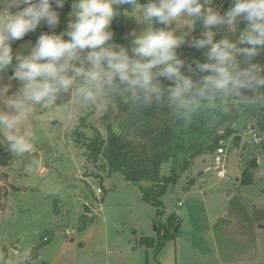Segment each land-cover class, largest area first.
I'll list each match as a JSON object with an SVG mask.
<instances>
[{
	"label": "clouds",
	"instance_id": "9594fccd",
	"mask_svg": "<svg viewBox=\"0 0 264 264\" xmlns=\"http://www.w3.org/2000/svg\"><path fill=\"white\" fill-rule=\"evenodd\" d=\"M65 3L0 0V81L11 68L9 79L19 84L11 94V85L0 86V135L14 153L32 147L30 122L55 113L67 122L77 119L76 108L105 114L126 104L136 113L167 109L188 123L228 113L232 101L264 90V64L253 62L264 54V0H233L223 14L213 0H74L65 31L41 33L26 53L13 51V42L42 22L54 29ZM121 15L143 26L128 34L130 47L112 42L111 25ZM185 44L204 49L205 59L181 58Z\"/></svg>",
	"mask_w": 264,
	"mask_h": 264
},
{
	"label": "rangeland",
	"instance_id": "374dc122",
	"mask_svg": "<svg viewBox=\"0 0 264 264\" xmlns=\"http://www.w3.org/2000/svg\"><path fill=\"white\" fill-rule=\"evenodd\" d=\"M68 1L65 16H62L65 4L63 8L58 9L60 23L54 29H50L43 22L39 27L47 26L50 32L57 34L65 31L74 0ZM226 4L230 6L232 0H213L211 7L223 14L227 10L224 8ZM123 7L128 8L127 5ZM64 19L66 20L63 21ZM122 23V45L130 47L131 38L128 34L132 30H142L143 26L138 25L134 18L123 15ZM61 25H64V28H61ZM13 44L14 52L25 53L34 45L24 39L14 41ZM25 45H28V48H25ZM11 75L10 68L7 73L2 74L3 79L0 81V86L11 85L9 94L19 87L17 81L9 79ZM231 104L239 107L236 122L231 126L230 134L222 139V143L219 141L217 146L213 143L215 135L225 134V125L221 120L224 113L222 111H217L211 116L200 114L190 122L174 127L173 131L177 137L174 143L186 152L191 151L190 154L193 155L188 158L191 161L187 165L188 161L180 157L183 150L177 148L174 150L176 160L170 161L174 164L170 168L171 171L168 166L162 165L161 173L170 175L174 169L176 179L167 185L161 196L163 212L158 216L155 206L139 198L138 201H142L143 205L140 207L138 202L133 200V193L126 187L128 184L133 186L134 183L125 180L118 172L108 174L101 166V161L94 164L85 158V146L75 140L73 132L81 131L86 137H91L94 135L92 127H95L102 137H106V129L99 119V112L86 116L84 125H81L79 120L88 111L79 108L75 109L77 119L73 121L64 122L61 120V113H55L43 123L30 122L34 133L32 144L43 150L42 162L44 160L48 165L43 166L41 171L23 172L21 164L15 162L5 169V177H1L4 170L0 171V264H25V257L36 245L39 249L31 264H136L135 253L127 250L129 242L133 239V229L137 227L135 222H141L143 217L148 216L147 210H151L153 214H150L149 219H153V224L156 217H159L160 223H166L168 214L178 205V201L185 205V200L191 197L187 193V187L191 184V181L186 180L188 171H204L205 166H212L214 149L221 144H224L223 147L227 150L223 159L226 174L217 177L201 173L206 179L202 187L207 193L203 198L209 210L219 209L221 204L213 201L214 193L228 186L224 194L227 196L230 191L236 194V189L241 188L238 186L235 191L233 189L236 177L248 166L250 159L257 161V167L252 170L253 182L243 185L244 188L240 191L243 192V197L250 201V205H239L231 200V203L238 206L235 205L233 212H227L223 221L228 220L229 226H233L231 230L234 232V239L230 241L234 245V257L243 258L241 256L251 254L254 251L252 240L244 241L245 235H241L247 228L238 230V227L240 229L241 223L249 221L248 217L264 219V130L257 126L258 117L264 119L262 90L249 101H232ZM251 111H254L255 115ZM53 121L60 124L55 125ZM254 138L258 140L255 141ZM3 140L0 135V143ZM134 185L138 187L137 184ZM96 187L101 188L100 193L96 191ZM80 195H85L86 202L92 204L94 216L93 222L82 229L79 226L83 221L86 223L90 219V210L83 206V213L80 214ZM226 205L228 206V203ZM135 208L139 212H136ZM249 213L252 216H249ZM218 231L223 229L218 228ZM15 241L21 245L20 251L12 249L11 245ZM82 244L84 246H81Z\"/></svg>",
	"mask_w": 264,
	"mask_h": 264
},
{
	"label": "trees",
	"instance_id": "16d2710c",
	"mask_svg": "<svg viewBox=\"0 0 264 264\" xmlns=\"http://www.w3.org/2000/svg\"><path fill=\"white\" fill-rule=\"evenodd\" d=\"M140 2L146 3L147 0H140ZM68 4L69 1L66 0L62 16L66 15ZM53 6L55 7V4ZM230 6L226 4L224 8L228 9ZM61 26V28H64V25ZM244 26L245 22L241 21L239 28L242 29ZM111 30L114 32L112 42L122 45L124 43L122 15L114 19ZM201 30L198 27L192 32V35L199 37ZM225 30H220L216 39H220L224 35ZM44 32H50V29L47 26L38 27L34 32L28 33L22 39L29 40L32 44H35L38 36ZM238 34L239 32L232 38L235 39ZM14 46L15 44L12 45L13 48ZM203 51L204 49L197 50L187 44L178 50L181 58L188 62L193 59L203 61L205 59ZM253 62L264 64V54L257 56ZM162 82L168 83L167 80ZM262 99L264 100V90H262ZM238 111L239 107L231 104L230 111L223 113L221 120L225 125V134L223 136L215 135L214 146H217L221 139L230 134L231 126L236 122ZM117 113H120V115L114 121L113 117ZM251 113L255 115L254 111H251ZM93 114L91 111L86 112L85 115L80 117V124L84 125L85 117ZM99 119L106 129V137H102L95 127H92L94 135L91 137H86L81 131L73 132L75 140L85 146V158L94 164L101 161V166L106 169L108 174L118 172L125 180L137 184L141 198L155 206L157 216L160 215L163 212L161 196L165 192L167 185L175 182L176 179L174 169L172 174L163 175L161 173V165L170 163L174 157V150L181 147L174 143V139L177 137L173 129L175 126H182L184 122L170 116L167 109L150 108L136 113L130 112L126 104H121L116 112L109 110L105 114L99 113ZM53 124L59 125L60 123L53 121ZM257 124L260 130H264V119L258 117ZM11 157V152L6 150L0 143V166L8 165ZM256 167L257 161L250 159L248 166L240 174L239 186L249 185L253 182L252 170ZM5 176V172H2L1 177ZM141 182L148 184L143 185ZM234 207V203H231L229 212H233L235 210ZM178 221V218L173 214L167 217L166 223H160L159 217H156L154 225L157 236L155 238L140 237L138 239L139 246L152 248V255L155 259L165 242L174 236V225ZM84 226L85 222L83 221L79 228L82 229ZM38 249L39 246L36 245L28 252L25 264H31V260L35 257ZM145 264H148V262L145 261ZM154 264H159V262L156 260Z\"/></svg>",
	"mask_w": 264,
	"mask_h": 264
},
{
	"label": "crops",
	"instance_id": "0c3cea01",
	"mask_svg": "<svg viewBox=\"0 0 264 264\" xmlns=\"http://www.w3.org/2000/svg\"><path fill=\"white\" fill-rule=\"evenodd\" d=\"M220 141H222V139ZM180 149L183 150V154L180 157L185 158L188 161V165L191 161L189 159L193 154H190L191 151L186 152L182 147H180ZM34 150L39 152L40 165L38 170L41 171L44 169L43 166H47L48 163H44V160L42 162L43 150L38 145L32 144V147L28 151ZM196 153H198V151ZM173 160L176 159L173 157ZM15 162L20 163V161H13L6 166H0V171L4 170V172H7L5 169ZM163 165L168 166L169 170L171 166H174L173 163H165ZM210 167L211 166H205L203 169L204 171L199 169L194 171L190 170L186 174V180L191 181V184L187 187V193L191 195V197L185 200V205L178 201V205L168 214V216L171 214L175 215L179 221L174 225V236L165 242L163 248L158 252L155 259L152 255V248L141 247L138 244V239L142 236L153 238L157 236L153 219H149L150 214H153V211L150 210V212H148L147 210L148 216L143 217L141 222H135L137 227L133 229V239L131 241L128 240L130 242L127 250L128 252L131 250L132 253H135L136 259L134 262L136 264H145V261H147L148 264H154V261L156 260L159 264H264V219H255L254 216L248 217L249 221H246L245 224L241 223L240 229L238 227V230H244L245 227L247 228V230L242 232L241 235H245L244 241L249 242L251 239V244L254 247V251L251 252V254L241 256L243 258L234 257V245L230 241V239H234V232L231 230L233 226H229L230 224L227 223L228 220L223 222L225 214L227 212L229 213L231 200H234V202L239 205H250V201L243 197V192L240 193L242 188H244L243 186H239L240 176L235 179L234 191L238 186L241 187L240 189H236V194L230 191L227 194V196H229L227 198L224 193L228 189V186L222 187L221 191L218 190L214 193L215 195L213 198V201L220 203L221 207L214 211H211L206 207L203 197H205L207 192L205 191V188L202 187L206 179L201 173L203 172L207 175H214L213 170L210 169ZM180 171H182V169H180ZM185 171L187 172V170ZM7 177L9 179L8 173ZM83 180H85V178H83ZM141 184L147 185L148 183L141 182ZM97 188L99 187H96V189ZM126 188L131 194L133 193V200L138 202V206L143 207L141 203L142 201H138L139 198L142 199L139 188L134 184L133 186L128 184ZM80 197L82 198V200H80L82 204L80 214L83 213V206H87L90 210V213H88L90 219L85 223V228L88 223H91L94 220V216L92 215L93 208L91 207V203L86 202L85 195H80ZM223 197H225V199ZM226 203H228V206ZM182 205L184 206L181 207ZM135 211L139 212L137 208H135ZM249 216H252V214L249 213ZM163 221H165V219ZM218 228L223 229V231H218ZM81 246H84V244ZM121 253L122 252L120 251L119 254Z\"/></svg>",
	"mask_w": 264,
	"mask_h": 264
},
{
	"label": "water",
	"instance_id": "95a60500",
	"mask_svg": "<svg viewBox=\"0 0 264 264\" xmlns=\"http://www.w3.org/2000/svg\"><path fill=\"white\" fill-rule=\"evenodd\" d=\"M21 7H23V6H21ZM249 95H252V93H249ZM252 97L249 100H251ZM249 100H247V101H249ZM119 115H120V113H117L116 115H114L113 120L115 121ZM2 146L5 147L6 150L11 152L12 157L10 159V162L20 161L21 170L23 172H34V171H37L39 169L40 155H39L38 151H36V150L28 151L27 150L23 153H14L13 151H11L9 145L4 142V140L2 141ZM11 247H12V249L17 250V251H20V249H21V245L19 244L18 241H15L11 245Z\"/></svg>",
	"mask_w": 264,
	"mask_h": 264
},
{
	"label": "built area",
	"instance_id": "2783aa9c",
	"mask_svg": "<svg viewBox=\"0 0 264 264\" xmlns=\"http://www.w3.org/2000/svg\"><path fill=\"white\" fill-rule=\"evenodd\" d=\"M255 141L258 139L254 138ZM220 143H222L220 141ZM224 145V144H223ZM223 145H219L214 149L213 156H214V164L210 167L213 170V174L217 177H223L225 175V170L223 166V159L227 152V150L223 147ZM97 192H101L100 188H97Z\"/></svg>",
	"mask_w": 264,
	"mask_h": 264
}]
</instances>
